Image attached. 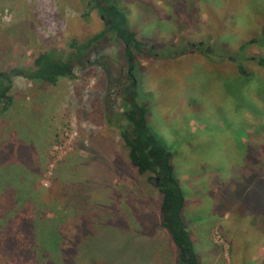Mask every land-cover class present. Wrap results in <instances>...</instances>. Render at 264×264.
<instances>
[{
	"label": "rangeland",
	"instance_id": "374dc122",
	"mask_svg": "<svg viewBox=\"0 0 264 264\" xmlns=\"http://www.w3.org/2000/svg\"><path fill=\"white\" fill-rule=\"evenodd\" d=\"M89 2L0 0V71H33L40 54L66 57L73 42L83 45L103 32L107 25ZM117 4L144 44L135 60L140 101L174 154L183 216L201 263L264 264V183L234 182L253 174L248 145L264 146V0ZM101 48L75 79L54 86L13 79L12 104L0 114V229L24 217L11 214L20 202L27 212L34 204L47 208L50 219L69 216L71 224L91 209L117 219L110 227L119 213L136 230H151L159 218L155 181L139 174L121 138L127 123H119L125 109L118 88L106 99L110 76L118 87L130 83L120 82L128 66L124 45L108 35ZM155 236L156 253L143 264H177L171 236L160 227ZM2 248L0 264H24L12 253L5 259Z\"/></svg>",
	"mask_w": 264,
	"mask_h": 264
},
{
	"label": "trees",
	"instance_id": "16d2710c",
	"mask_svg": "<svg viewBox=\"0 0 264 264\" xmlns=\"http://www.w3.org/2000/svg\"><path fill=\"white\" fill-rule=\"evenodd\" d=\"M88 1L92 10H96L101 17L106 18L107 28L86 44L73 42L70 48L74 52L66 57L56 51L40 54L34 61L33 71L21 69L0 71V107L4 106L0 114L12 104L9 94L15 77L23 76L32 82L52 86L63 79H75L77 68L84 67L83 63L85 66L91 64L87 59L100 55L103 48L99 49V46L103 45L108 35H111L114 40L124 45V56L127 59L125 78L123 76L120 82L127 79L130 83L126 87L124 85L118 87L119 81H114L110 76L111 84L108 86L109 95L106 99L109 102L110 91L118 88L125 109L124 115L118 118L119 123L123 120L127 123L120 129L121 138L129 150L130 161L139 174H150L152 176L150 180L155 181L161 196L159 218L150 219L151 230L149 228L136 230L133 229L127 216L118 214L117 209L114 208L112 210L118 214V222L116 226L110 227L117 219L96 214L91 209L78 218V224H71L72 219L69 216L59 214L56 218L50 219L47 216V208L38 209L34 204V209L27 212L22 209L24 204L20 202L18 208L11 210V214L14 219L23 211L24 217L19 218V221L14 219L15 225L18 222L17 226L13 223L12 228L0 229V250H4L2 246L6 245L7 253L4 254V258L12 256L14 261L22 259L24 264H143L147 262L148 256L156 253V247L153 245L159 244V237L155 234L157 235L160 227L171 236L178 250L177 264H202L184 220L186 196L176 177L173 165L174 154L171 148L153 132L147 120L150 106L140 101L138 65L135 60L136 54L142 51L144 44L128 24L117 0ZM232 10L231 8L230 12ZM248 44L242 46V52L246 50ZM260 64L264 65V59ZM239 68L243 75H246L243 65H239ZM108 117L112 122V117L115 115L113 116L111 111ZM248 147L246 158L253 166V174L234 182L235 184L254 183V187L256 183H264V146L253 148L248 145ZM251 191L252 188L249 193ZM27 193L29 190L25 189L23 194ZM259 193L264 196L262 188ZM247 195L245 196L248 199ZM23 198L24 196H21L22 201ZM262 207L264 209V205ZM262 215L264 219V210ZM71 232L78 236L75 239L69 238ZM23 247H26V252ZM9 253L12 255L9 256ZM53 255L59 257V260H54ZM16 256L19 257L15 260ZM172 258L171 255L167 259L168 262H171Z\"/></svg>",
	"mask_w": 264,
	"mask_h": 264
},
{
	"label": "flooded vegetation",
	"instance_id": "af4514ba",
	"mask_svg": "<svg viewBox=\"0 0 264 264\" xmlns=\"http://www.w3.org/2000/svg\"><path fill=\"white\" fill-rule=\"evenodd\" d=\"M102 19L105 21V23H107V22H106V18H105V17H102Z\"/></svg>",
	"mask_w": 264,
	"mask_h": 264
},
{
	"label": "water",
	"instance_id": "95a60500",
	"mask_svg": "<svg viewBox=\"0 0 264 264\" xmlns=\"http://www.w3.org/2000/svg\"><path fill=\"white\" fill-rule=\"evenodd\" d=\"M199 46H203V44H202V43H200V45H199ZM156 182H158V180H157Z\"/></svg>",
	"mask_w": 264,
	"mask_h": 264
}]
</instances>
